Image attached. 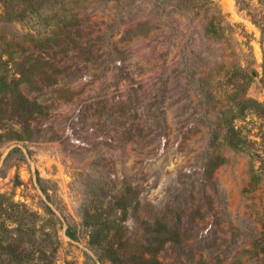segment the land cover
I'll return each mask as SVG.
<instances>
[{"label": "rangeland", "instance_id": "374dc122", "mask_svg": "<svg viewBox=\"0 0 264 264\" xmlns=\"http://www.w3.org/2000/svg\"><path fill=\"white\" fill-rule=\"evenodd\" d=\"M200 1L0 0V264H264L262 39Z\"/></svg>", "mask_w": 264, "mask_h": 264}, {"label": "trees", "instance_id": "16d2710c", "mask_svg": "<svg viewBox=\"0 0 264 264\" xmlns=\"http://www.w3.org/2000/svg\"><path fill=\"white\" fill-rule=\"evenodd\" d=\"M34 2L31 3H37V0H32ZM202 1H204L202 3ZM236 4H238L239 8L241 10H248L250 12L251 16V21L252 23L257 26L259 29L260 35H261V47H262V63H261V76H260V82L264 86V0H259V9L258 11H254L253 13L250 11V8H248L250 5L249 3H243L241 0H235ZM206 2L205 0H201L199 5H204ZM40 8V7H39ZM38 7H35L33 11H31L30 15L27 16V18H30L32 16V19H35L39 16L42 15V12L44 13L45 7L43 6V10L40 11ZM248 8V9H247ZM224 26L221 23V20H216L214 21V18L208 20L207 24L204 25V30L205 33L207 34V37L213 39L214 41L216 40L217 42L223 41V40H228V37L224 34ZM234 73L232 72H227V80L230 81L232 78L235 76L238 77V81L242 82L241 85H246L248 82L251 80V77L249 76V73L251 72L248 66H241L239 65L238 67L235 66ZM252 70V69H251ZM257 75V73H255ZM229 78V79H228ZM4 83L6 82V78L3 79ZM238 105L241 106V114H244L245 110H249L250 108L253 107H258L260 109L264 108V104L257 103L256 101L252 100H245V99H239L238 100ZM232 133V136L230 137L231 143L235 148L241 149L242 144H243V139L240 138L238 135H236L233 131V128L229 129ZM67 235L71 238L74 237L72 233L69 231L67 232Z\"/></svg>", "mask_w": 264, "mask_h": 264}, {"label": "water", "instance_id": "95a60500", "mask_svg": "<svg viewBox=\"0 0 264 264\" xmlns=\"http://www.w3.org/2000/svg\"><path fill=\"white\" fill-rule=\"evenodd\" d=\"M253 75H254V74H253ZM253 75H252V76H253Z\"/></svg>", "mask_w": 264, "mask_h": 264}]
</instances>
